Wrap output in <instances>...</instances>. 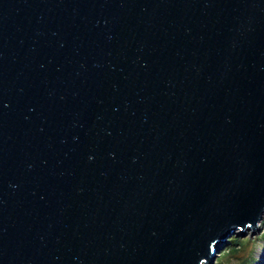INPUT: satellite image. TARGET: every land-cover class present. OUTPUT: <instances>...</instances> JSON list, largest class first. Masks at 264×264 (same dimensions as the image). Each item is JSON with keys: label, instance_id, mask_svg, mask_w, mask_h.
<instances>
[{"label": "water", "instance_id": "95a60500", "mask_svg": "<svg viewBox=\"0 0 264 264\" xmlns=\"http://www.w3.org/2000/svg\"><path fill=\"white\" fill-rule=\"evenodd\" d=\"M263 217L264 0H0V264H214Z\"/></svg>", "mask_w": 264, "mask_h": 264}, {"label": "rangeland", "instance_id": "374dc122", "mask_svg": "<svg viewBox=\"0 0 264 264\" xmlns=\"http://www.w3.org/2000/svg\"><path fill=\"white\" fill-rule=\"evenodd\" d=\"M247 227L241 232L238 229L237 232L232 235L239 240H242V247L238 252L229 251L233 245L229 240L224 244L221 250L217 253V259L214 264H239L243 258L246 256H254V264H264V217L259 222L257 230H253Z\"/></svg>", "mask_w": 264, "mask_h": 264}, {"label": "trees", "instance_id": "16d2710c", "mask_svg": "<svg viewBox=\"0 0 264 264\" xmlns=\"http://www.w3.org/2000/svg\"><path fill=\"white\" fill-rule=\"evenodd\" d=\"M229 242H231L232 245H233V247H232L229 251L233 250V252H238L239 249H240V246L242 247V245H243V244H242V240H239V239L236 238L235 236L232 237V238L229 240ZM254 260H255L254 256L249 255V256H246L245 258H243L239 264H254V263H253Z\"/></svg>", "mask_w": 264, "mask_h": 264}]
</instances>
